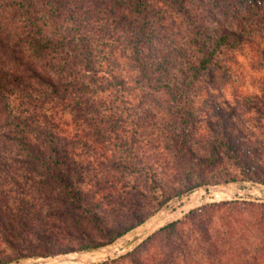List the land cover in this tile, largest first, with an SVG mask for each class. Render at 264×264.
<instances>
[{
  "label": "trees",
  "instance_id": "1",
  "mask_svg": "<svg viewBox=\"0 0 264 264\" xmlns=\"http://www.w3.org/2000/svg\"><path fill=\"white\" fill-rule=\"evenodd\" d=\"M263 44L264 0H0V242L13 252L0 264L98 248L173 196L234 181L207 173L223 156L244 166L227 133L200 146L203 153L194 148L193 103L211 67L230 72L246 53L263 68ZM256 82L264 95V77ZM61 112L71 115L72 134L56 118ZM161 144L178 159V172L150 177L160 196L146 209L140 186L116 184L131 173L158 176L149 149ZM85 177L115 203L110 211L98 213L91 199L99 192L77 186ZM32 180L43 214L21 190ZM221 203L239 212L235 200ZM258 210L264 216V204ZM197 213L162 226L145 241L157 236L155 250H133L129 263L179 264L190 248L182 225L195 228ZM219 219L216 236L204 238L219 264H264V220L242 224L254 244L237 232L233 214Z\"/></svg>",
  "mask_w": 264,
  "mask_h": 264
},
{
  "label": "rangeland",
  "instance_id": "2",
  "mask_svg": "<svg viewBox=\"0 0 264 264\" xmlns=\"http://www.w3.org/2000/svg\"><path fill=\"white\" fill-rule=\"evenodd\" d=\"M262 47L264 48V44ZM235 61L230 72H222L214 67L204 72L199 85L201 93L193 103L198 113L196 122L197 135L195 138L197 142L194 148L198 152L203 153L204 151L200 146H208L216 134L227 133L239 153L240 162L244 166L239 167L235 165L233 160L223 156L215 165L209 167L210 171L207 173L212 178L218 177L220 179L230 174L236 177L234 181L204 184L193 190L186 191L182 195L171 197L167 203L155 210L140 224L144 226L143 224L149 222L148 228H154L141 241L140 239L145 236L147 229H143L138 225L111 243L95 249L47 257L22 258L7 263L19 261L20 263L17 264H45L44 260L46 259H56L68 254L89 253L92 257L91 259L57 264H128L127 254L133 250H136L134 253L142 255L146 252L151 253L157 247L159 239L155 236L148 245H146L145 241L155 235L165 224L178 219H185L191 210L198 212L194 219L195 228H192L194 225L191 224L182 225L183 238L190 248L183 251L179 264H195L196 262L201 264H219L220 256L218 257L217 254H214L212 251L214 247L210 245V242L205 241L204 238L207 237L208 232L212 238L216 236L213 229L221 228L219 216L222 214H233L236 220H239V223L234 224L237 232L255 244L256 239L242 228V224L246 221L264 220V216L258 210L259 206L264 204V195L259 192V189H254L257 187L264 191V184L262 183L264 181V95L259 89V84L255 83L256 77H264V67L262 68L259 64L260 68H258V64L254 62L255 60H252L251 54H238ZM151 108L158 110L155 105H151ZM56 116V118L61 119L62 126L67 133L72 134L76 126L72 121L71 115L61 112ZM159 116H161L160 113L156 112L154 120L159 122ZM150 151L155 152L157 155L154 160L156 161L154 167L157 169L158 176L150 173H131L118 178L119 180L117 179L118 183L116 184L118 189L121 188V190H128L134 184L140 186L145 191L146 198L151 204L146 209L155 207L157 201L155 197L156 195L160 196L159 191L155 192L148 187V184L152 183L150 177L155 176L157 179L160 178V181H163L161 180L162 177L165 179L173 178L177 176L176 172H178L175 169L178 167V159L176 160L173 157V153L170 154L171 151L166 149L163 144L156 148H150ZM161 168L165 169L162 174ZM247 172H249V177L245 175ZM116 176H119V174ZM88 178L85 177L84 181L77 184V186L90 194L99 192L95 195V198L91 199L93 203H99L98 207L95 208L98 213L103 214L106 211H110L115 206V203L111 201L109 203L106 200L108 198L103 199L102 196L105 195V190H98ZM33 182L36 181L27 182L22 186L21 190H26V194L24 193L25 198L32 202V206L36 211L39 210L43 214L47 206L43 199L38 197V193L35 191L37 183ZM206 185H209L210 188L205 187ZM224 188H230L232 193L217 195L216 191ZM19 195L22 196V194ZM182 199L185 200L182 201ZM233 200L238 203L236 206L239 212L232 211L233 205H223L221 203ZM178 209H180L178 212L171 215ZM162 211L165 214H169L163 223L157 221ZM85 226L90 229L92 225L86 224ZM92 232L95 235V232ZM8 254L13 255V252L4 243L0 242V256Z\"/></svg>",
  "mask_w": 264,
  "mask_h": 264
},
{
  "label": "bare ground",
  "instance_id": "3",
  "mask_svg": "<svg viewBox=\"0 0 264 264\" xmlns=\"http://www.w3.org/2000/svg\"><path fill=\"white\" fill-rule=\"evenodd\" d=\"M260 191L262 189L258 188ZM263 191V190H262ZM217 195H221L223 193L227 194V193H232L231 189L228 188L225 191H216ZM263 195H264V191H263ZM195 202H197V200H195ZM180 209L175 210L171 215H174L176 212H178ZM169 216V214H165L163 211L159 214V218H158V222L161 221V223H163V221L165 219H167ZM92 257L90 256L89 253H81V254H68L64 257H60V258H56V259H46L45 264H57V263H72V262H78L79 260H85V259H91ZM17 264V263H16Z\"/></svg>",
  "mask_w": 264,
  "mask_h": 264
},
{
  "label": "water",
  "instance_id": "4",
  "mask_svg": "<svg viewBox=\"0 0 264 264\" xmlns=\"http://www.w3.org/2000/svg\"><path fill=\"white\" fill-rule=\"evenodd\" d=\"M205 187H208V188H210V186L209 185H206ZM219 188V187H218ZM253 189V188H252ZM255 190H257L258 188L256 187V188H254ZM260 193H262L263 194V191H259ZM149 223V222H148ZM148 223H146V224H143L144 226H142V225H140L143 229H147V233L145 234V236H143L141 239H140V241L141 240H143L144 239V237H146L148 234H150L152 231H153V229L154 228H148ZM161 225V224H160ZM139 226V227H140ZM135 246V245H134ZM133 246V247H134ZM15 263H20L19 261H16V262H12V263H7V264H15Z\"/></svg>",
  "mask_w": 264,
  "mask_h": 264
},
{
  "label": "crops",
  "instance_id": "5",
  "mask_svg": "<svg viewBox=\"0 0 264 264\" xmlns=\"http://www.w3.org/2000/svg\"><path fill=\"white\" fill-rule=\"evenodd\" d=\"M227 189H228V188H227ZM225 190H226V188H224L223 190H220V191H225ZM213 193L215 194V192H213ZM185 199H186V198H185ZM185 199H184V200H185ZM184 200L182 199V201H184Z\"/></svg>",
  "mask_w": 264,
  "mask_h": 264
}]
</instances>
